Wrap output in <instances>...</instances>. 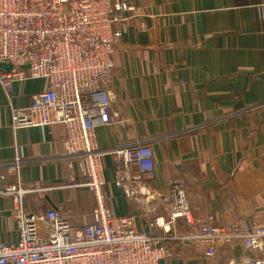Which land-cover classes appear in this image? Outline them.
<instances>
[{"label":"crops","instance_id":"0c3cea01","mask_svg":"<svg viewBox=\"0 0 264 264\" xmlns=\"http://www.w3.org/2000/svg\"><path fill=\"white\" fill-rule=\"evenodd\" d=\"M119 1L138 11L114 44L106 87L113 100L96 143L100 151L149 144L154 178L138 185L141 202L128 198L127 183H114L112 159L104 155V205L114 216L136 215L147 229L159 213L158 196L169 181L182 180L190 219L176 220L166 234L153 230L173 252L160 263L264 264V240L261 251L216 243L207 257L204 245L182 239L207 221L264 225V0ZM46 87L44 79L16 81L9 92L0 84V176L18 157L23 206L57 209L80 226L91 221L96 200L77 169L66 172L63 126H11L12 108L27 107ZM11 181L0 179V189ZM13 209L12 198L0 194L5 244L18 239Z\"/></svg>","mask_w":264,"mask_h":264},{"label":"built area","instance_id":"2783aa9c","mask_svg":"<svg viewBox=\"0 0 264 264\" xmlns=\"http://www.w3.org/2000/svg\"><path fill=\"white\" fill-rule=\"evenodd\" d=\"M137 11L119 0H0V63L10 64L8 70L0 68V84L9 92L16 81L47 82L44 90L31 95L27 107L12 108L11 126L62 125L66 172L77 169L96 200L91 221L80 226L71 225L54 208L28 211L22 204L27 190L20 181L21 161L14 157L4 163L6 172L0 179L13 181L5 182L0 194L12 198L18 239L0 242V264H161L173 256L153 230L166 234L176 220L190 219L182 180L168 182L153 207L159 213L147 229L138 227L136 215L114 216L104 205V155L112 159L114 183H127L123 192L128 198L141 202L138 185L154 178L149 144L100 151L95 134L98 126L108 123L107 108L113 100L106 87L114 44L121 38L120 27ZM182 239L204 245L207 257L214 255L216 243L261 251L264 225L207 221Z\"/></svg>","mask_w":264,"mask_h":264},{"label":"water","instance_id":"95a60500","mask_svg":"<svg viewBox=\"0 0 264 264\" xmlns=\"http://www.w3.org/2000/svg\"><path fill=\"white\" fill-rule=\"evenodd\" d=\"M0 68H2L4 70H8L10 68V64L9 63H0Z\"/></svg>","mask_w":264,"mask_h":264}]
</instances>
